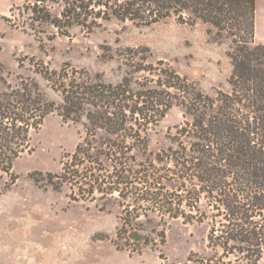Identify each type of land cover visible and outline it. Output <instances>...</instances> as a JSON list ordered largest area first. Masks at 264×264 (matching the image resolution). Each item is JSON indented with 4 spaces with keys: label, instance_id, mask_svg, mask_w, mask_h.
<instances>
[{
    "label": "trees",
    "instance_id": "16d2710c",
    "mask_svg": "<svg viewBox=\"0 0 264 264\" xmlns=\"http://www.w3.org/2000/svg\"><path fill=\"white\" fill-rule=\"evenodd\" d=\"M62 1L69 28H94L98 20L112 19L141 26L171 18L181 24L211 25L216 42H229L230 90L205 93L170 63L155 59L149 47L128 49L148 56H131L129 71L118 84L70 65L62 73L41 71L61 95V104L50 101L33 80L0 93V186L4 175L10 176L5 189L16 182L14 161L32 150L33 132L57 111L85 129L58 177L78 186L81 196H73V191L71 199L119 193L123 200L134 196L137 203L149 204L124 208L114 240L117 248L140 253L151 245L149 237L137 233L130 236L134 244L121 242L130 233L126 228L141 217L140 210L160 211L200 222L211 217L209 245L223 254L199 264H264V44L255 42L257 0ZM54 2L35 0L34 13ZM62 17L50 21L60 27ZM175 107L183 109L186 120L176 127L173 146L149 153L148 132ZM54 177L49 174L48 183L60 190ZM164 180L174 188L170 194ZM187 210L196 214L187 215ZM152 233H161L164 241L165 232Z\"/></svg>",
    "mask_w": 264,
    "mask_h": 264
},
{
    "label": "rangeland",
    "instance_id": "374dc122",
    "mask_svg": "<svg viewBox=\"0 0 264 264\" xmlns=\"http://www.w3.org/2000/svg\"><path fill=\"white\" fill-rule=\"evenodd\" d=\"M34 3L0 0V93H10L21 81L33 80L50 101L59 105L61 95L41 71L62 73L70 65L93 78L100 75L105 82L118 84L129 71L131 56H137L135 60L148 56L128 49L144 47L152 50L155 59L167 61L181 76L196 82L205 93L230 90L233 67L227 56L229 42H216L211 25L201 21L181 24L171 18L141 26L112 19L98 20L94 28H69V18L62 17V0L46 4L42 13H34ZM61 17L60 27L50 21ZM210 29L214 34H209ZM255 35V42L264 44V0H257ZM185 120L183 109L173 108L148 132L149 153L173 146L176 127ZM84 137L82 123L65 121L56 111L33 132L32 150L14 161L12 172L17 180L10 189L4 187L10 176L4 175L0 186V264H199L202 259L223 254L209 245L211 217L200 222L197 217L175 219L160 211L140 210L141 217L126 228L130 233L121 242L134 244L130 236L137 233L149 237L151 245L140 253L117 248L114 240L122 227L124 208H148L149 204L137 203L134 196L123 200L119 193L96 192L84 199H71L73 191V196H81L78 186L58 177ZM49 174L57 176L54 183L61 185L60 190L48 183ZM168 184L163 181L170 194L174 188ZM188 214L196 212L187 210ZM207 214L212 215L210 211ZM156 229L165 232L164 241L161 233H152Z\"/></svg>",
    "mask_w": 264,
    "mask_h": 264
}]
</instances>
